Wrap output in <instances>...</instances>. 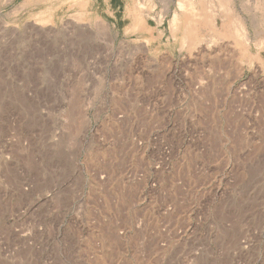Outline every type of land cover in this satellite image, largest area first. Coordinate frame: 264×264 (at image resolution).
Masks as SVG:
<instances>
[{
	"label": "rangeland",
	"instance_id": "obj_1",
	"mask_svg": "<svg viewBox=\"0 0 264 264\" xmlns=\"http://www.w3.org/2000/svg\"><path fill=\"white\" fill-rule=\"evenodd\" d=\"M227 2L0 0V264H264V0Z\"/></svg>",
	"mask_w": 264,
	"mask_h": 264
},
{
	"label": "crops",
	"instance_id": "obj_2",
	"mask_svg": "<svg viewBox=\"0 0 264 264\" xmlns=\"http://www.w3.org/2000/svg\"><path fill=\"white\" fill-rule=\"evenodd\" d=\"M203 1L208 2V4L203 3ZM219 1V2H218ZM221 1L223 0H176V15L179 19V22L181 26H185V34H189L190 31L195 33V27H197L199 30L200 26H204L205 24H213V20L211 21V17L209 16L212 14V16L216 15L217 12L220 11V9H223ZM227 5V1L230 2V0H224ZM183 4V6H182ZM192 5V6H191ZM225 14L227 17L231 18L228 12H227V6L224 8ZM228 10L232 11V4H228ZM191 12H194V16H191ZM201 12L205 14V12L208 14V18L205 20V16L201 18ZM174 16V17H175ZM199 16V17H197ZM174 19V18H173ZM172 19V21H173ZM217 22H215L216 24ZM186 39H189V37L186 35Z\"/></svg>",
	"mask_w": 264,
	"mask_h": 264
},
{
	"label": "bare ground",
	"instance_id": "obj_3",
	"mask_svg": "<svg viewBox=\"0 0 264 264\" xmlns=\"http://www.w3.org/2000/svg\"><path fill=\"white\" fill-rule=\"evenodd\" d=\"M192 6V5H191Z\"/></svg>",
	"mask_w": 264,
	"mask_h": 264
}]
</instances>
